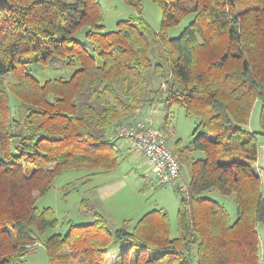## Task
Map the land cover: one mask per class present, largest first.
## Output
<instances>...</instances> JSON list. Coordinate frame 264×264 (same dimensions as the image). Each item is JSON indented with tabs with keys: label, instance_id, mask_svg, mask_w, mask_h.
<instances>
[{
	"label": "trees",
	"instance_id": "16d2710c",
	"mask_svg": "<svg viewBox=\"0 0 264 264\" xmlns=\"http://www.w3.org/2000/svg\"><path fill=\"white\" fill-rule=\"evenodd\" d=\"M141 1H130L137 15L106 32L99 0H0V264H28L38 245L49 264H106L115 249L112 264H260L264 0H150L161 12L159 32L143 18ZM187 17L179 36L167 39ZM38 65L74 71L50 79ZM152 77L161 79L167 107L196 119L190 142L171 149L178 179L189 175L184 189L174 188L177 236L163 209L111 233L83 200L91 224L45 237L58 221L36 197L64 171L107 173L128 157L113 133L154 105ZM256 104L259 130L250 131ZM210 190L234 197L233 222L202 196Z\"/></svg>",
	"mask_w": 264,
	"mask_h": 264
},
{
	"label": "rangeland",
	"instance_id": "374dc122",
	"mask_svg": "<svg viewBox=\"0 0 264 264\" xmlns=\"http://www.w3.org/2000/svg\"><path fill=\"white\" fill-rule=\"evenodd\" d=\"M131 0H99L103 8V25L106 32L116 29V23L137 15L130 5ZM142 16L148 24L156 31L160 30L161 12L150 0H142ZM189 17L185 18L178 26L167 30L166 38H176L182 32ZM84 32H79L75 38L83 42ZM37 71L45 70L44 78H68L74 70L69 68L50 69L41 66H32ZM38 77V75L36 76ZM42 79L43 77H38ZM148 88L158 91V97L154 105L144 112L146 119L151 120L152 125L159 129L167 138V145L174 149L175 142L181 140L182 145L190 142V135L195 127L196 119L187 118L184 112L176 107H167L164 87H161V79L152 77ZM259 105L256 104L247 129L259 130L258 116ZM145 117L143 119H145ZM168 117L169 124L164 126V119ZM259 144L263 143V137L258 136ZM122 151L128 154L119 166L111 172L92 175L91 171H64L53 181L51 189L42 196L36 197V206L40 209H52L58 225L54 230L46 233L45 237L54 234L64 235L70 225L91 224L94 216L91 213L81 211L82 201L87 200L98 214H101L107 224V229L113 233L124 220L132 219L134 222L143 215L158 209H163L168 216L171 237L177 236L176 212L179 204V196L174 188L178 185L184 187L189 180L185 171L181 179H177L172 185L160 184L153 175L145 159L139 155L130 154V143L127 140H118ZM257 166L263 173L264 149L260 147ZM194 157H202L199 152ZM202 196L216 201L225 207L228 216L233 222L236 218V208L233 196H224L216 190L206 191ZM260 240V264H264V224L257 226ZM45 248L41 245L36 247L32 254L25 257L28 264H49ZM119 250L111 251L106 264H112ZM114 254V255H113Z\"/></svg>",
	"mask_w": 264,
	"mask_h": 264
},
{
	"label": "built area",
	"instance_id": "2783aa9c",
	"mask_svg": "<svg viewBox=\"0 0 264 264\" xmlns=\"http://www.w3.org/2000/svg\"><path fill=\"white\" fill-rule=\"evenodd\" d=\"M113 135L130 143L133 154L145 159L160 184L172 185L179 178V160L168 147L164 134L149 120L119 126Z\"/></svg>",
	"mask_w": 264,
	"mask_h": 264
},
{
	"label": "crops",
	"instance_id": "0c3cea01",
	"mask_svg": "<svg viewBox=\"0 0 264 264\" xmlns=\"http://www.w3.org/2000/svg\"><path fill=\"white\" fill-rule=\"evenodd\" d=\"M142 115H144V113H142ZM144 117H145V116H144ZM144 117H143V118H144ZM145 118H146V117H145Z\"/></svg>",
	"mask_w": 264,
	"mask_h": 264
}]
</instances>
